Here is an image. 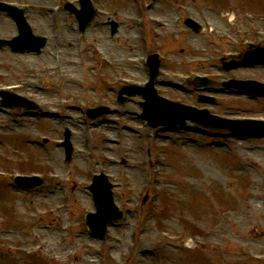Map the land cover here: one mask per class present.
<instances>
[{
	"label": "rangeland",
	"instance_id": "rangeland-1",
	"mask_svg": "<svg viewBox=\"0 0 264 264\" xmlns=\"http://www.w3.org/2000/svg\"><path fill=\"white\" fill-rule=\"evenodd\" d=\"M14 1L31 5L26 13L29 23L36 34L47 36L48 43L37 56L28 52L14 55L8 49H0V88L12 82L28 85L19 93L36 99L43 112L46 109L56 117L47 119L21 109L0 107V170H36L47 176L44 189L35 197L1 190L0 216L12 221L14 244L28 248L42 240L52 243L40 251L41 256L25 262L18 260V256L0 257V264H54L45 254L57 252L62 256L72 255L73 264H250L253 253L264 254V137L233 139L227 132H219L217 137L209 139H214V146L204 149L201 145L207 137L194 131H161L155 141L151 135L154 130L139 128L141 121L132 117L131 111L140 112L133 102L140 96L118 107L114 103L117 87L104 86L105 80L115 81L119 75L137 81L146 79L147 69L140 58L158 51L167 58L160 65L164 73L168 70L173 74L175 86L158 88L160 95L204 107L224 117L264 118L262 97H241L217 83L208 84L209 91L195 89L177 76L181 72L220 71L223 76L212 81L230 77L264 83V62L254 64L252 69L240 67L224 72L216 61L219 51L236 49L226 38L227 33L239 39L243 36L255 39L257 32L264 30V0H145L155 3L152 9L143 8L141 0L137 5L131 0H94L99 11L109 14L94 19L82 34L78 32L75 17L63 10L65 1H72L78 7L75 0ZM60 4L58 12L51 10ZM117 9L121 13L111 12ZM178 13L189 14L206 24L207 30L194 33L182 23H175ZM137 17L143 18L142 24L136 21ZM156 18L164 19L168 27L156 28ZM109 19L117 22L113 36ZM150 29H157L159 37L145 43L142 35L148 39ZM15 34L11 18L0 15V37ZM56 53L60 58L58 63L54 61ZM63 73L73 76L68 80L71 83L64 84L60 79ZM76 82L81 84L79 89L74 88L79 86ZM199 95L213 96L215 103L199 102ZM60 98L67 102L61 105ZM95 101L116 106L124 115L119 119L117 114H109L91 123L82 103L93 105ZM123 126L126 128L122 129ZM65 129L70 130L73 145L68 164H64L63 149L58 144ZM43 137L50 139L47 144L42 143ZM28 139L32 145L26 144ZM173 141H184L185 145L179 147ZM150 160L154 171L150 175L142 173L150 167ZM156 163L166 168L159 169ZM99 172L106 173L115 183V203L128 208L124 223L112 226L105 241L89 235L83 221L85 212L93 210L86 185ZM55 189L58 194L52 196ZM69 193H73V203L68 221L73 226L75 240L58 246L55 234L33 228L36 222L56 223L54 226L66 228L69 224H64L65 212L53 213L36 222L31 217L56 205ZM146 194L147 201L140 209L137 205ZM55 197L57 200H53ZM142 213L152 214L154 218L141 226L146 232L142 233L144 229H141L136 234L127 233L131 224L139 223L136 216ZM185 217L189 218V224ZM210 230L213 234L209 240L219 244L217 247L212 244L185 252L165 246L174 238L160 233L183 234L182 242L178 240L182 248L184 241L204 237V232ZM114 242L124 245L120 249L122 256L119 251L113 252ZM141 246L147 248L144 255L139 252ZM164 254L168 255L167 260Z\"/></svg>",
	"mask_w": 264,
	"mask_h": 264
},
{
	"label": "bare ground",
	"instance_id": "bare-ground-1",
	"mask_svg": "<svg viewBox=\"0 0 264 264\" xmlns=\"http://www.w3.org/2000/svg\"><path fill=\"white\" fill-rule=\"evenodd\" d=\"M91 261H92V259H91Z\"/></svg>",
	"mask_w": 264,
	"mask_h": 264
}]
</instances>
